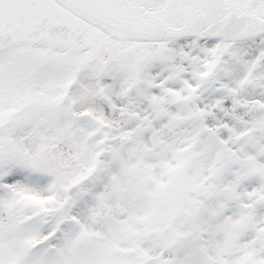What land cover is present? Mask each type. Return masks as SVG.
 <instances>
[{
  "label": "snow or ice",
  "instance_id": "obj_1",
  "mask_svg": "<svg viewBox=\"0 0 264 264\" xmlns=\"http://www.w3.org/2000/svg\"><path fill=\"white\" fill-rule=\"evenodd\" d=\"M0 264H264V0H0Z\"/></svg>",
  "mask_w": 264,
  "mask_h": 264
}]
</instances>
